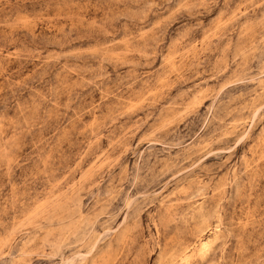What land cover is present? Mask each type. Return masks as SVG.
Masks as SVG:
<instances>
[{
	"label": "rangeland",
	"instance_id": "374dc122",
	"mask_svg": "<svg viewBox=\"0 0 264 264\" xmlns=\"http://www.w3.org/2000/svg\"><path fill=\"white\" fill-rule=\"evenodd\" d=\"M0 264H264V0H0Z\"/></svg>",
	"mask_w": 264,
	"mask_h": 264
}]
</instances>
